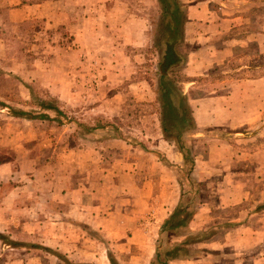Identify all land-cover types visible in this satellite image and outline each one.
Masks as SVG:
<instances>
[{"label":"crops","instance_id":"obj_1","mask_svg":"<svg viewBox=\"0 0 264 264\" xmlns=\"http://www.w3.org/2000/svg\"><path fill=\"white\" fill-rule=\"evenodd\" d=\"M146 10V4L131 0H0V75L5 83L12 77L19 92L30 86L43 89L61 105L83 113L82 122L69 117L63 122L69 133L60 145L51 131L27 134L23 126H35L34 119L6 113V122H1L0 235L15 245L0 241V264H128V259L153 256L154 221L169 218L179 205L182 157L164 138L157 111L142 115L138 125L113 123L128 98L149 104L156 100L157 84L141 72L142 52L152 41V18ZM215 10L195 0L184 6V42L202 37L213 50L212 36L198 30L221 25L227 32L225 24L212 19ZM188 59L183 72L190 81L180 86H194V91L198 86L191 76L203 74H188ZM204 99L194 105L188 99L199 132L212 126L237 130L256 119L245 109L230 117L225 104ZM43 113L56 124L54 111ZM149 121L154 122L153 135L141 130ZM104 122L112 126H100ZM128 138L137 141L129 143ZM158 138L174 149L177 165L159 162L160 144L153 145ZM244 151L248 157L256 154ZM231 154L244 155L234 147ZM209 155L221 151L211 145ZM172 168L178 172L176 180ZM242 185L231 186V204L238 203L235 192ZM245 216L251 220L262 214L250 207ZM78 234L82 238L76 240ZM144 234L151 237L139 238ZM249 261L242 256L229 262Z\"/></svg>","mask_w":264,"mask_h":264},{"label":"rangeland","instance_id":"obj_2","mask_svg":"<svg viewBox=\"0 0 264 264\" xmlns=\"http://www.w3.org/2000/svg\"><path fill=\"white\" fill-rule=\"evenodd\" d=\"M131 1L146 4V11L152 18V41L150 46L142 52L144 62L141 65V72H144L143 75L146 79L149 81L152 79L153 84L156 85L157 64L161 50L160 44L157 43L160 42L158 30L161 27L159 21L161 10L157 0ZM189 1L176 0V3L183 9ZM195 1L205 3L213 10L217 9L212 19L225 24L227 32L222 29L221 25L211 27L208 30H198L199 34L205 33V37L212 36L210 40L213 50L209 48V42L202 37L197 41H185V46L189 50L186 72L192 75L195 71L202 70L203 76L197 78L192 75L191 77L195 79V86L198 87L194 91H190V88L194 86L185 84L183 90H187V97L193 105L195 100L208 98L202 102H214V105L225 104L231 112L230 117H234L233 115H237L241 109H245L248 110L247 114L250 119L255 117L256 119L253 123L244 124L237 130L212 126L183 137L185 145L194 155L193 160L197 161V169L192 178L195 184L198 183L199 185H197L198 192L195 195L190 191L191 188L189 189L187 184L181 186L184 197L180 198L179 204H190L188 220L182 228L176 230L167 229L175 222V220H170V217L163 220L158 218L156 221L152 219L138 220L140 223L155 222H153L155 225L153 234L154 253L151 258L140 257L128 259L127 262L128 264H150L155 259L158 250L162 253L163 250L169 249L182 240H192L193 234L196 235L195 232L202 230V232L209 234L213 233L215 236L208 241H205V237H200L203 241L200 245L187 244L186 253L188 257L171 260L172 264H231L229 262L231 259L242 256L250 260L247 264H264V0ZM206 49L210 50V53ZM180 52L182 53L183 50ZM199 78L203 81H197ZM5 81L6 79L0 75V109H4L0 110V124L6 122V113L8 116L14 114L15 117L21 115L31 120L34 119L35 126L32 124L23 126L26 133L29 134L33 129H39L38 134L40 135L46 130L51 131L52 134L56 135L60 145L69 133L63 123L66 118H72L74 122H77L78 119L80 122L83 121L82 112L73 111L61 105V102L47 91L30 86L26 91L19 92L16 80L11 77L8 83ZM48 96L56 99L57 103L50 102ZM39 100H47V103L52 104L61 112L58 114L54 111V116L57 118L56 124L47 121V116L43 115L45 108H42L40 104L38 105ZM135 104V101L128 98L119 118L113 123L116 125H138L140 124L138 120L142 115L149 111H157V105L153 103H151L153 105L139 103L143 104L139 107ZM258 104L260 106H257ZM205 108H209V106L206 105ZM36 120L38 121L36 122ZM86 122L84 123L92 125L91 122ZM153 123V121H149L141 130L148 131L153 135L155 131ZM12 129L17 130L18 127L13 126ZM235 132H240L241 135L233 137ZM223 134L227 135L223 139L232 148L240 150L244 155L239 154L236 158L235 156L232 157L231 147H228L226 142L225 144L217 139H221ZM71 135L76 136L77 134L71 133ZM132 140L131 138L129 143L137 141V139ZM214 140L221 141L222 144L213 143ZM153 143L155 146L160 144L159 147H161V154L163 155L159 162L164 164L178 163L179 159L176 160L173 157L174 149L165 147L159 138L154 139ZM211 145L218 148L221 155L210 156ZM163 146L165 149H162ZM244 150H254L256 154L248 157ZM47 155V153L42 154L43 159ZM210 157L211 160L209 161ZM170 175L176 180L178 172H175V168L170 169ZM182 182L184 183V179L181 173ZM233 184H244L238 187L235 192L238 195V203L236 204H231L230 200L227 199L231 193V186H235ZM1 186L2 181L0 180ZM250 207L253 211L261 213L262 216L249 220L245 214ZM165 222L167 223L165 224ZM158 224L159 226H157ZM231 228L234 231H231ZM145 234L139 238L151 237ZM74 238L76 240L77 238L81 239L82 235L78 234V237L76 235ZM195 238L197 237L195 236ZM242 242L245 246L238 248V244ZM189 250H195L198 254L193 255ZM200 250L202 253H199ZM210 252L224 255H213ZM8 256L10 258L12 253H9Z\"/></svg>","mask_w":264,"mask_h":264},{"label":"trees","instance_id":"obj_3","mask_svg":"<svg viewBox=\"0 0 264 264\" xmlns=\"http://www.w3.org/2000/svg\"><path fill=\"white\" fill-rule=\"evenodd\" d=\"M160 7V28L158 30L160 42V53L157 64V85H156V100L154 105H157V113L159 116V125L164 138L173 143L176 149L179 151L182 157L181 173L183 174L184 183L191 188V192L195 195L199 186L195 184L192 178L194 172V160L191 150L185 145L183 137L187 134L198 133V129L195 126L192 110L189 107L188 99L183 91L180 84L189 82L190 80L184 74L185 63L188 56V48L185 46L183 39V25H184V11L181 9L176 0H157ZM161 37V39H160ZM183 50L181 53L180 51ZM36 94V93H35ZM36 98V95L34 96ZM49 97V96H48ZM49 101L57 103L56 99L49 97ZM38 105L42 108L53 110L60 114L58 108L47 100H39ZM137 107L143 104L136 103ZM146 105H153L146 103ZM128 125L129 124H125ZM100 126L108 127L112 126L109 122H104ZM227 135L221 136L226 138ZM181 173L180 179H181ZM198 185V186H197ZM184 197V193L181 192V199ZM190 204L183 205L179 204L175 211L171 214L170 220H175L173 224L167 227V229H179L182 228L185 222L188 220L190 214ZM167 222H165L166 224ZM194 233V232H193ZM196 235L193 234L194 238L188 240H182L179 243L174 244L167 250H163L162 253L158 250L156 252L155 259L150 264H167L171 260L177 258L188 257L186 246L202 243V238L205 237V241L210 240L215 235L207 232L197 231ZM192 235V234H191ZM195 236L197 238H195ZM211 236V237H209ZM0 241L15 245L14 242L10 241L7 237L0 235ZM190 251V250H189ZM190 253L198 254L197 251L191 250ZM199 253H202L200 250ZM213 255H224L222 253H213ZM111 264H117L111 260Z\"/></svg>","mask_w":264,"mask_h":264}]
</instances>
